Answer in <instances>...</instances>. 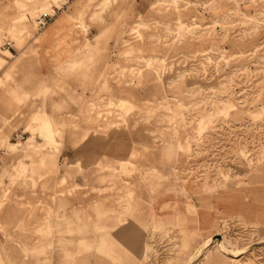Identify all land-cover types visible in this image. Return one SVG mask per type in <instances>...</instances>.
Returning a JSON list of instances; mask_svg holds the SVG:
<instances>
[{
  "label": "rangeland",
  "instance_id": "obj_1",
  "mask_svg": "<svg viewBox=\"0 0 264 264\" xmlns=\"http://www.w3.org/2000/svg\"><path fill=\"white\" fill-rule=\"evenodd\" d=\"M0 2L13 9L0 16V47L36 38L49 26L40 30L37 18L60 7L53 21L69 23V42L53 45L56 65L41 93L72 85L82 88L80 99L96 101L99 123L86 124L92 132L84 135L103 145L98 162L107 170L92 189L100 222L72 215V236L104 234L125 220L120 232L139 231L136 247L118 236L129 250L118 257L125 264L133 257L136 264H264V0ZM41 117L27 129L44 133L47 149L60 147L56 136L81 129L62 123L50 139ZM22 141L4 145L17 156L39 145ZM134 211L138 222L129 219ZM97 243L103 240L83 246V257ZM115 245L99 250L109 264H116Z\"/></svg>",
  "mask_w": 264,
  "mask_h": 264
},
{
  "label": "crops",
  "instance_id": "obj_2",
  "mask_svg": "<svg viewBox=\"0 0 264 264\" xmlns=\"http://www.w3.org/2000/svg\"><path fill=\"white\" fill-rule=\"evenodd\" d=\"M11 8V5L0 2V16L5 11H12ZM53 19L45 31L34 37L35 40L31 39L23 46L14 43L8 50L2 48L5 40L0 47V264H109L99 250L105 252L110 249L109 245L114 244L115 247L111 249L118 252L114 262L125 264V259L118 257H124L129 250L118 236L136 247L138 241L135 233L139 232L135 226L123 227L120 232L125 220L118 223L117 228L107 226L104 234L92 228L88 237L79 234L72 236V215L77 217L79 214L80 219L92 226L99 224L100 217L93 208L95 200L92 199V189L99 185L107 169L106 164L98 162L104 156L103 145L90 142L87 134L92 131L85 126L99 123L97 111H93L96 101L80 99L82 88H72V85L69 90L52 96L41 93L48 86L46 82L56 65L53 45L69 42L64 35L66 28H71L69 23H56ZM33 44L36 50L30 51ZM114 73L111 75L117 77L114 80L117 82L119 73ZM6 74L16 77L11 80ZM120 76L123 77V73ZM27 79L30 85L22 87ZM91 95L89 91L86 97ZM37 114L42 116V125L48 120L51 133L47 131V134L50 139L62 131V123H78L81 129L72 127V130L63 133V139L56 136L55 141L60 147L47 149L45 146L50 140L46 142L42 136L44 133L36 132L32 136L27 129L30 125L34 127ZM103 119L108 121L107 118ZM103 121L100 119V125ZM99 128L95 126V129ZM86 130L88 133L84 135ZM17 133L25 135V144L33 138L40 146L27 147L18 156L11 153L4 144L9 143L10 147L15 148L23 142H11L16 140ZM96 155L100 156L96 162H91ZM64 157L72 162L61 163ZM47 159L50 162L45 163ZM108 186L109 183L105 188ZM104 199L107 203L106 195ZM117 213L115 215L120 216L123 212L118 210ZM115 215H110V218L116 220ZM129 219L138 222L140 213L132 212ZM94 239H102L101 245L104 247L97 243L94 251L83 257V246ZM72 242H75L73 247ZM135 259L133 257L132 261H128L136 264Z\"/></svg>",
  "mask_w": 264,
  "mask_h": 264
},
{
  "label": "built area",
  "instance_id": "obj_3",
  "mask_svg": "<svg viewBox=\"0 0 264 264\" xmlns=\"http://www.w3.org/2000/svg\"><path fill=\"white\" fill-rule=\"evenodd\" d=\"M54 9H55V14H52L49 12H44L37 18V23H38L39 29H44L50 23V21L56 15L57 11L60 10V7L55 6ZM5 46L7 48L12 47V42L10 40H6ZM15 137H16V140H24L25 139V135L23 133H17L15 135Z\"/></svg>",
  "mask_w": 264,
  "mask_h": 264
},
{
  "label": "bare ground",
  "instance_id": "obj_4",
  "mask_svg": "<svg viewBox=\"0 0 264 264\" xmlns=\"http://www.w3.org/2000/svg\"><path fill=\"white\" fill-rule=\"evenodd\" d=\"M13 44V43H12ZM226 251V250H225Z\"/></svg>",
  "mask_w": 264,
  "mask_h": 264
}]
</instances>
